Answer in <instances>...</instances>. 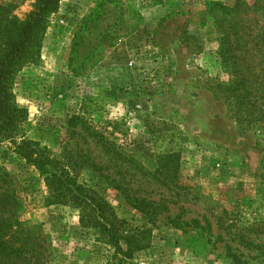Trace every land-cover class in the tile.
I'll list each match as a JSON object with an SVG mask.
<instances>
[{
  "label": "rangeland",
  "instance_id": "rangeland-1",
  "mask_svg": "<svg viewBox=\"0 0 264 264\" xmlns=\"http://www.w3.org/2000/svg\"><path fill=\"white\" fill-rule=\"evenodd\" d=\"M215 1L235 2L59 0L37 60L15 75L27 139L66 161L120 219L142 221L123 190L158 203L149 245L132 264H264V127L239 124L207 87L223 79L208 8ZM242 1L247 31L264 32V0ZM1 4L22 20L35 0ZM10 146L0 142V164L25 201L23 217L41 223L49 264H108L111 248L79 228L75 209L44 201L39 172ZM170 153L175 168L165 172L158 161Z\"/></svg>",
  "mask_w": 264,
  "mask_h": 264
},
{
  "label": "trees",
  "instance_id": "trees-1",
  "mask_svg": "<svg viewBox=\"0 0 264 264\" xmlns=\"http://www.w3.org/2000/svg\"><path fill=\"white\" fill-rule=\"evenodd\" d=\"M58 3L59 0H35L33 10L22 20L11 12L10 5H0V142L9 141V148L39 172L47 204L75 209L79 228L94 231L98 241L111 248L108 264H132L134 254L149 245V224H154L160 213L158 203L145 197L130 198L123 190L142 221L131 223L118 218L113 207L93 187L77 181L66 161H60L45 145L23 134L22 123L27 113L15 100V75L24 65L37 60L48 17L57 11ZM208 8L216 29L220 30L215 60L223 79L209 78L207 87L216 95L222 93L239 124L261 129L264 127V32L247 31L252 25H246L250 4L245 1L235 0L232 5L215 1ZM74 118L77 117H71L69 123H74ZM89 134L105 152L120 159L121 153L111 140L94 130ZM174 161L173 153L164 155L159 158L158 167L168 172L175 168H172ZM13 182V176L0 164V264H49L51 250L41 223L23 217L25 201ZM229 255L239 262L236 255Z\"/></svg>",
  "mask_w": 264,
  "mask_h": 264
}]
</instances>
